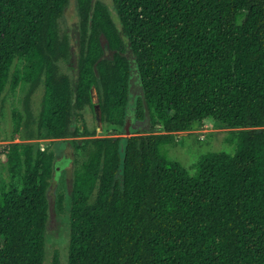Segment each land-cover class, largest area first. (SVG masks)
<instances>
[{
	"label": "trees",
	"instance_id": "16d2710c",
	"mask_svg": "<svg viewBox=\"0 0 264 264\" xmlns=\"http://www.w3.org/2000/svg\"><path fill=\"white\" fill-rule=\"evenodd\" d=\"M112 1L123 34L102 0H76L73 80L60 66L73 68L59 27L69 0H0V107L20 84L44 87L37 118L28 101L25 118L14 113L15 134L34 124L32 139L82 137L78 119L96 105L103 125L122 129L128 48L143 91L133 132L162 128L83 141L67 264H264V0ZM206 119L239 130L236 149L201 156L191 175L166 147ZM0 155V264H46L54 154L11 143ZM50 264H63L59 253Z\"/></svg>",
	"mask_w": 264,
	"mask_h": 264
},
{
	"label": "rangeland",
	"instance_id": "374dc122",
	"mask_svg": "<svg viewBox=\"0 0 264 264\" xmlns=\"http://www.w3.org/2000/svg\"><path fill=\"white\" fill-rule=\"evenodd\" d=\"M110 11V14L119 27L121 34L122 27L119 20L117 10L114 7L112 0H102ZM60 35H67L70 39L72 47L73 68L69 63L62 62L61 70L69 74L75 80V73L79 59L80 50V29H79V13L76 0H69V5L64 13L63 18L59 22ZM106 46V43H105ZM112 53L108 52L106 57H111ZM127 57L132 66L131 76V92L130 97L133 106L137 107L138 99L142 97V84L139 74L138 65L136 63L133 52L130 48L127 51ZM22 71V66L19 63L17 68ZM16 68V70H17ZM44 94L43 85H39L34 90H30L29 85L20 84L15 91L7 92L5 101L0 107V152L2 149L11 143H34L41 150H48L54 154V160H67L69 164L63 162L61 166L60 177L52 180L49 189V220L46 229V264H50L54 253H59L63 264H67L68 250L70 244L71 223H70V208H71V193L74 178V170L83 164L90 153L91 148L85 146L83 141L87 139L104 138V137H125L122 134V129L103 125L96 117L95 110L87 109L83 112V120L78 119L77 127L80 128L82 137H70L65 139H49L38 140L32 139L35 137L36 126L33 124L30 128L23 127L19 134H15L14 113L17 112L23 118L26 117L25 107L26 101L29 103L30 111L34 118H37ZM94 102L97 104L98 98L93 91ZM33 123H35L33 121ZM31 124V123H30ZM141 131L133 132L162 134L160 126L150 127L149 130L142 124ZM162 127V126H161ZM239 130L230 129L224 124L206 119L203 123H195L191 130L187 132L175 134L174 143L167 146L166 150L170 157L186 167L191 175L196 173L195 165L200 160L201 156L210 152L226 151L234 153L236 149V133ZM91 136H83V135ZM144 134V133H142ZM13 139H16L13 141ZM0 185H3L7 178V165L4 163L5 158L0 155ZM58 193L64 195L63 211L58 208Z\"/></svg>",
	"mask_w": 264,
	"mask_h": 264
},
{
	"label": "water",
	"instance_id": "95a60500",
	"mask_svg": "<svg viewBox=\"0 0 264 264\" xmlns=\"http://www.w3.org/2000/svg\"><path fill=\"white\" fill-rule=\"evenodd\" d=\"M95 91V90H93ZM93 94V92H92ZM93 99H94V96H93ZM129 108H128V112H127V115L125 117V123H124V126L122 128V133L125 135L124 138H130L133 136V131L135 129H140V125H141V122L136 119V116H135V108L133 107V102L129 96ZM95 113H96V117L97 119L100 121V123H102V116H101V109H100V106L99 105H96L95 107ZM136 124H138L139 126L137 127ZM63 162L68 163L67 160L64 159V161H57L54 163V169L56 171V175L57 177L59 178L60 175H61V171H62V165H63Z\"/></svg>",
	"mask_w": 264,
	"mask_h": 264
}]
</instances>
